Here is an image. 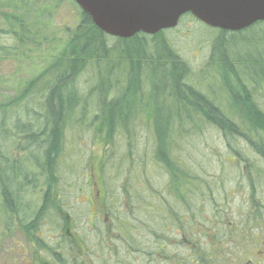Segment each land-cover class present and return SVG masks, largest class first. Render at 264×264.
<instances>
[{
	"label": "trees",
	"instance_id": "1",
	"mask_svg": "<svg viewBox=\"0 0 264 264\" xmlns=\"http://www.w3.org/2000/svg\"><path fill=\"white\" fill-rule=\"evenodd\" d=\"M65 7L71 22L46 58L39 47L55 37L52 18ZM188 18L204 24L190 13L180 22ZM211 29L206 74L173 47L171 29L120 38L98 28L75 0H0V61L40 54L38 68L49 60L0 103V196L31 244V264H242V239L259 241L264 204L257 199L250 218L220 237L211 193L238 175L264 189V21L235 32ZM204 74L218 79V89L199 79ZM84 132L111 151L128 146L125 155L102 159L104 173L128 163L123 201L108 200V215H96L85 230L66 210L63 183L68 135ZM149 160L165 177L159 187L130 176Z\"/></svg>",
	"mask_w": 264,
	"mask_h": 264
},
{
	"label": "rangeland",
	"instance_id": "2",
	"mask_svg": "<svg viewBox=\"0 0 264 264\" xmlns=\"http://www.w3.org/2000/svg\"><path fill=\"white\" fill-rule=\"evenodd\" d=\"M70 10V7H65L57 18V15L52 18V25L55 29L54 32H56L55 37L52 35L48 41H45L39 47L40 54L46 53V58L49 57L47 54L50 50L49 48L62 43L65 37L64 29L66 28V24H70L71 22L72 15ZM30 23L32 30L35 32L36 27L35 25L33 26L32 19ZM213 34L214 29L212 30L204 24H199L193 19L188 18L179 22L175 28L168 31L166 37L182 57L187 60L193 71H199L203 69L211 53V36ZM56 48L57 46H55ZM38 56L34 59L22 58L17 60L16 58H9L0 61V103L13 99L18 92V84L37 74L40 68L49 63V60H45L46 63H42L37 68ZM202 71L206 74L208 73V69L206 68ZM203 76L207 79V83L210 86L215 87V90L218 89L219 84L217 78L214 76L213 78H207L204 74L199 79ZM202 89L206 90L207 88L204 87ZM13 122V119L8 121V127H11ZM6 135H3L2 139L6 140ZM78 139L81 140L80 143ZM67 149V157H64V160L67 161L69 174L66 175L63 181V183L66 182L65 185L68 189L66 200L69 203L66 202V210L79 222L78 229L80 227L83 229L85 226V230L90 225V222L96 220L94 219L96 215L101 214L102 217L108 215L105 210L107 205L110 204L108 200L114 199L117 203L123 201L122 185L127 176L124 173L128 167V163L124 161L119 162V164L122 163L123 167H125L123 172H121L122 169L120 171L119 165L116 173H110L109 171H105L104 173V170L102 171V159L110 152L111 155L112 152L115 153L113 156L115 158L118 155H125L128 152V146L127 143L123 142L116 146L115 150L112 149L111 151L110 147H107L99 136L90 132H84L82 135L80 133L79 135L75 133L68 135ZM7 150H11V148L8 147ZM11 159L12 162L16 161L15 156L11 157ZM211 169L213 170L214 167ZM102 175L106 179L104 183L102 181ZM140 175L142 176L143 182L144 179L149 180L157 187L161 186V183L165 181L163 173L152 160L145 163L143 167L138 165L137 168L132 169L130 176L138 177ZM3 176H7V174ZM236 177V179L230 182L225 184L220 183L214 186V191L211 193L218 202V208L210 214V217L218 213L222 218L220 219L222 220L221 223L218 224L216 222L220 228V237L229 233L228 228L231 225L235 224V226L238 225L240 228L244 220L250 218V214L247 211L255 212L257 210V202L255 203L257 199L259 201L262 200L259 203L263 202L262 204H264V189L261 192L255 189L248 175H238ZM105 188H109V190L106 191ZM2 202L0 196V264H31V258L33 256L31 244L25 235L19 231L18 224L15 220L9 217ZM219 204L223 205L221 209ZM206 213L208 212L203 211L201 215L208 216ZM249 230L251 231V229ZM256 230L259 241L253 246L248 244L246 236L242 239L244 242L241 251L243 252V256L240 261L242 264H264V219L260 227ZM252 239L255 240V236ZM236 248L234 245L233 251L226 254L227 259L232 260L230 261L231 263L235 261L233 253L236 251Z\"/></svg>",
	"mask_w": 264,
	"mask_h": 264
},
{
	"label": "water",
	"instance_id": "3",
	"mask_svg": "<svg viewBox=\"0 0 264 264\" xmlns=\"http://www.w3.org/2000/svg\"><path fill=\"white\" fill-rule=\"evenodd\" d=\"M109 35L130 38L175 28L190 13L211 28L241 31L264 21V0H75Z\"/></svg>",
	"mask_w": 264,
	"mask_h": 264
}]
</instances>
